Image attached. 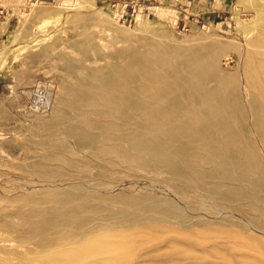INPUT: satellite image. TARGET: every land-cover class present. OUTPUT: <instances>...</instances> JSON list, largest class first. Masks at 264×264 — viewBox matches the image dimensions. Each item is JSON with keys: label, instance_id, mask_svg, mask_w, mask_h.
<instances>
[{"label": "rangeland", "instance_id": "1", "mask_svg": "<svg viewBox=\"0 0 264 264\" xmlns=\"http://www.w3.org/2000/svg\"><path fill=\"white\" fill-rule=\"evenodd\" d=\"M0 11V21L4 16L11 18L9 31L0 36V264L31 261L41 249L38 236L28 231L26 217L37 208L28 197L79 184L105 196L158 195L181 204L191 224H177L175 229L191 232V237L198 240L208 237V249L214 243L226 246L228 237L237 231L256 235V239L246 238L247 241L264 246L260 241L264 231H258L264 228V221L237 203L216 197L180 176L159 168L147 169L117 153L103 151L97 143H90L69 129L72 123L81 124L87 118L110 122L106 112H98L87 101V83L92 72L123 62L121 51L144 50L151 43L163 44L174 52L177 48L209 52L212 46L216 48L215 55L211 53L215 59L213 67L218 76L235 82L250 137L264 162L253 101L259 98V90L252 86L248 72V56L254 54L261 60L264 55V0H236L234 13L226 21L194 26L181 25L167 9L158 7L149 13L140 0H0ZM170 62L180 66V56L172 54ZM215 83L207 80L209 86ZM110 206V211L119 210L120 203ZM130 210L137 211L133 207ZM198 214L210 222L200 217L207 224L201 225ZM96 215L95 224L106 221L104 214ZM152 227L150 235L142 229L129 232L132 228L124 227V231L117 227L110 238L122 234L129 238L133 232L138 235V249L129 264L195 262L186 253L190 241L177 232L166 231L162 225ZM156 233L163 235L161 242L166 240L161 246L155 240L147 243L149 236ZM206 247L196 245L193 257L204 256ZM259 254L250 253L252 258L264 262V254Z\"/></svg>", "mask_w": 264, "mask_h": 264}, {"label": "bare ground", "instance_id": "2", "mask_svg": "<svg viewBox=\"0 0 264 264\" xmlns=\"http://www.w3.org/2000/svg\"><path fill=\"white\" fill-rule=\"evenodd\" d=\"M211 47L209 52L181 48L174 52L163 44L151 43L144 50L121 51L125 58L123 62L92 72L87 83V101L98 112H106L110 122L87 118L81 124L72 123L69 129L77 136L88 138L90 143H97L103 151L117 153L147 169L159 168L202 186L216 197L237 203L262 222L264 162L250 137V126L235 82L217 75L215 65L213 67L215 59H212L216 48ZM172 54L180 56V66L170 62ZM248 58L251 59L248 72L252 86L259 90V98L253 100L259 120L255 126L259 141L264 145V55L261 60L254 54ZM208 79L216 83L209 86ZM40 194L28 197L36 202L37 208L27 214L26 220L28 231L38 236L41 249L31 261L25 260L22 264H129L138 249L139 237L135 232L129 238L122 233L112 237L115 231L132 228L127 230L132 232L136 228L150 235L153 230L149 229L153 225H162L166 231L177 232L190 241L186 253L195 261L192 264H264L263 260L250 255L251 252L264 254V246L259 243L257 247V241H247L256 239V235L237 231L228 237L226 246L223 243L224 247L214 246V243L208 249L205 244L207 234L205 240H198L191 237V232L175 229L177 224L189 226L191 222L181 204L179 206L168 198L147 194L105 196L80 184L60 188L51 194ZM107 202L120 203L119 210L110 211L111 204ZM132 207L137 211H131ZM99 213L105 215L106 221L95 224ZM201 214H198L199 218L203 217ZM205 223L200 222L206 226ZM261 230L264 228L258 231ZM162 236L157 233L149 236L147 243L155 240L159 242L157 245L162 244L166 241L161 242ZM260 241L264 244V237ZM196 245L207 248L204 256L193 257ZM210 257L211 260H206Z\"/></svg>", "mask_w": 264, "mask_h": 264}, {"label": "crops", "instance_id": "3", "mask_svg": "<svg viewBox=\"0 0 264 264\" xmlns=\"http://www.w3.org/2000/svg\"><path fill=\"white\" fill-rule=\"evenodd\" d=\"M108 1V0H105ZM149 13L158 7L172 11L181 25H197L202 22H224L232 17L236 0H140ZM2 12V11H0ZM1 16V15H0ZM11 26V18L0 21V36Z\"/></svg>", "mask_w": 264, "mask_h": 264}]
</instances>
